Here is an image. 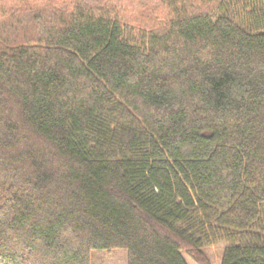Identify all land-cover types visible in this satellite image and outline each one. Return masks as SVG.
Here are the masks:
<instances>
[{"label": "trees", "instance_id": "obj_1", "mask_svg": "<svg viewBox=\"0 0 264 264\" xmlns=\"http://www.w3.org/2000/svg\"><path fill=\"white\" fill-rule=\"evenodd\" d=\"M132 6L0 0V264H264V0Z\"/></svg>", "mask_w": 264, "mask_h": 264}, {"label": "rangeland", "instance_id": "obj_2", "mask_svg": "<svg viewBox=\"0 0 264 264\" xmlns=\"http://www.w3.org/2000/svg\"><path fill=\"white\" fill-rule=\"evenodd\" d=\"M119 4H129L132 8V4L134 5V9L136 13H140L139 9H141L144 4H151V0H117ZM144 4H142V3ZM151 7V5H149ZM224 253L223 246H214L206 249V254L209 257L212 264H221ZM188 264H196L191 258L185 256ZM92 264H128V256L125 251L116 250V251H99L94 252L92 254Z\"/></svg>", "mask_w": 264, "mask_h": 264}]
</instances>
